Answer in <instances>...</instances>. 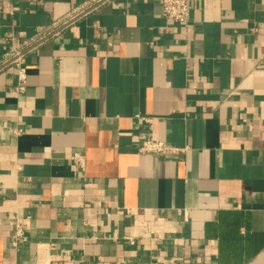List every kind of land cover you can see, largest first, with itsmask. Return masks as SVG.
Wrapping results in <instances>:
<instances>
[{
    "label": "crops",
    "instance_id": "0c3cea01",
    "mask_svg": "<svg viewBox=\"0 0 264 264\" xmlns=\"http://www.w3.org/2000/svg\"><path fill=\"white\" fill-rule=\"evenodd\" d=\"M191 5L0 0V264H264V0Z\"/></svg>",
    "mask_w": 264,
    "mask_h": 264
},
{
    "label": "built area",
    "instance_id": "2783aa9c",
    "mask_svg": "<svg viewBox=\"0 0 264 264\" xmlns=\"http://www.w3.org/2000/svg\"><path fill=\"white\" fill-rule=\"evenodd\" d=\"M163 9V15L166 19L178 23L186 28L189 27L192 5L191 0H156ZM88 7H83L75 10L72 14L67 17L61 19L58 22H55L53 25V29L40 33L35 38L26 41L23 45H19L13 47L12 51L7 54L5 57L3 64L11 65L16 73L17 85L15 90L18 92H22L25 89V85L27 83V68L25 66V53L26 49L33 46V44L37 41H42L47 36L51 35L55 32L59 27L66 26L70 24L74 19H76L79 15L86 12ZM146 122L151 125V119L145 118ZM21 129L16 130V133H21ZM186 148L175 147L173 145L167 144L164 141H156L152 137H148L145 139L141 145L139 146V152L143 154H154V155H166L172 153H179L185 151ZM79 165L83 168L85 161L81 155H76ZM184 220L188 222L190 220V211L186 209L184 211ZM147 227L149 228L151 239L156 244L163 240L165 233V226L163 225H155L152 222L148 223ZM143 227L136 226L134 227L135 231L130 233L127 237L128 241L131 245L136 244L137 238L141 237L140 232ZM16 237L23 238L25 235L23 225L19 224L16 226L15 231Z\"/></svg>",
    "mask_w": 264,
    "mask_h": 264
}]
</instances>
